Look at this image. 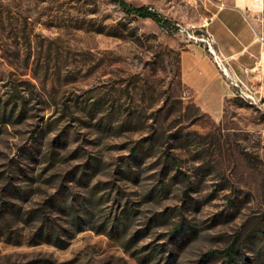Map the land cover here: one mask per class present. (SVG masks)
<instances>
[{
  "label": "rangeland",
  "instance_id": "1",
  "mask_svg": "<svg viewBox=\"0 0 264 264\" xmlns=\"http://www.w3.org/2000/svg\"><path fill=\"white\" fill-rule=\"evenodd\" d=\"M125 1L157 17L122 0H0V205L14 204L0 264H227L229 248L264 264V72L233 67L256 97L226 79L214 116L181 67L192 44L209 51L220 5L250 6L264 36V0ZM42 211L59 237L42 235Z\"/></svg>",
  "mask_w": 264,
  "mask_h": 264
},
{
  "label": "crops",
  "instance_id": "2",
  "mask_svg": "<svg viewBox=\"0 0 264 264\" xmlns=\"http://www.w3.org/2000/svg\"><path fill=\"white\" fill-rule=\"evenodd\" d=\"M256 1L254 0V4ZM250 6L223 4L205 25L216 45L232 57L233 67L246 81L261 77L248 74L245 68L262 64L264 70V41L250 17ZM182 80L198 104L210 114L224 111L233 88L218 68L204 44H192L182 52Z\"/></svg>",
  "mask_w": 264,
  "mask_h": 264
},
{
  "label": "trees",
  "instance_id": "3",
  "mask_svg": "<svg viewBox=\"0 0 264 264\" xmlns=\"http://www.w3.org/2000/svg\"><path fill=\"white\" fill-rule=\"evenodd\" d=\"M122 3L125 5L127 11L129 13H136L140 16L143 17H148V16H152V17H157V13L153 12L149 7L147 6H136L133 5L125 0H122ZM11 191V193H14L13 188H7ZM54 203V202H53ZM55 204V203H54ZM13 206V201H7L4 200L3 203L0 205V214H4L6 211L8 212V209H10L11 206ZM58 207L60 209H62L63 211H68L69 213H73V214H77V218L78 220L81 218V209L77 208L75 203H71L70 205L64 204V203H60L58 205ZM42 215L44 217L43 221H45L43 230H42V235L47 236L46 239L51 240L54 236L59 237L58 235L61 234V230L54 224L51 222H47L49 220L46 211H42ZM234 250H232L231 248L228 249L227 254H228V261L227 264H236V259H235V254L233 253ZM210 256L209 253H206L204 255V257L202 258V261H205L208 257Z\"/></svg>",
  "mask_w": 264,
  "mask_h": 264
},
{
  "label": "built area",
  "instance_id": "4",
  "mask_svg": "<svg viewBox=\"0 0 264 264\" xmlns=\"http://www.w3.org/2000/svg\"><path fill=\"white\" fill-rule=\"evenodd\" d=\"M258 2L257 5L263 4V0H255ZM260 2V3H259ZM260 38L262 41H264L263 34H260ZM204 41H206L209 51L211 52V55L213 57V60L217 63L219 68L221 69L222 73L225 75L226 79L230 80V83L240 87L241 93L245 94L246 96L250 98H255L256 92H254L247 84L246 82L234 71L233 66L230 63L231 56H227L222 52L220 49L216 47V42L214 38L209 35V37L205 38ZM261 67L262 64H257L254 68H246V73H261ZM264 72V70H263Z\"/></svg>",
  "mask_w": 264,
  "mask_h": 264
}]
</instances>
